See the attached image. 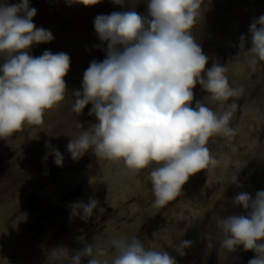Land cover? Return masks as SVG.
Wrapping results in <instances>:
<instances>
[{
	"label": "clouds",
	"instance_id": "9594fccd",
	"mask_svg": "<svg viewBox=\"0 0 264 264\" xmlns=\"http://www.w3.org/2000/svg\"><path fill=\"white\" fill-rule=\"evenodd\" d=\"M64 2L91 7L101 0ZM111 2L123 7L126 0ZM203 5L204 0H147L146 14L130 7L97 15L94 29L106 43L105 59L90 62L81 89L72 93V111L80 115L91 104L88 115L97 122L69 140L71 158L78 161L91 150L134 172L155 165L148 179L158 208L180 196L192 176L219 165L208 147L211 138L231 139L237 131L230 126L236 104L228 101L242 90L230 85L224 65L207 67L209 58L193 36ZM36 15L30 0L0 3V139L42 125L45 113L65 100L70 56L47 50L30 54L33 46L54 40L50 30L33 22ZM249 33L251 62H264V15L253 19ZM247 39L241 35L239 48ZM197 85L207 93L202 100L195 97ZM46 148L44 159L51 155L62 167L60 151L48 142ZM232 183L242 187L238 175ZM232 202L243 211L216 218L220 247L235 252L242 246L255 253L248 264H264V190L240 191ZM98 205L93 198L72 203L70 218L87 222ZM191 245L183 239L175 250L184 256ZM49 255L61 264H82L85 258L87 264H177L170 252L145 247L136 235H113L106 246L84 242L75 252L59 246Z\"/></svg>",
	"mask_w": 264,
	"mask_h": 264
},
{
	"label": "rangeland",
	"instance_id": "374dc122",
	"mask_svg": "<svg viewBox=\"0 0 264 264\" xmlns=\"http://www.w3.org/2000/svg\"><path fill=\"white\" fill-rule=\"evenodd\" d=\"M146 4L147 0H126L122 7L101 0L91 7H69L64 0H30L37 10L33 22L54 35L52 42L33 46L30 54L64 52L71 65L65 77V100L45 113L43 124L0 139V264H61L49 255L51 249L63 246L75 252L84 242L106 246L113 235H136L145 247L170 252L177 264H200L206 250L198 246L204 242L212 245V264H248L255 257L242 246L235 252L220 250L223 234L216 218L243 211L232 202L238 192L254 195L264 190V62L254 64L247 54L249 26L264 15V0H204L203 19L193 36L209 58L207 67L224 65L230 85L242 90L228 101L236 104L230 126L237 131L231 139H210L208 147L219 165L192 176L174 201L159 208L153 205L148 175L155 165L134 172L123 162L97 158L91 150L78 161L67 151L70 139L97 122L88 115L91 104L80 115L72 111V93L81 89L84 71L106 55L94 18L130 7L146 14ZM241 35L248 37L244 48H239ZM194 93L198 100L207 95L199 85ZM46 142L63 155L62 167L51 155L44 159L49 151ZM234 175L242 187L232 183ZM89 198L99 201L93 216L87 222L70 218L69 205L87 203ZM194 229L203 236L185 249L186 255H178L176 245L183 239L192 241ZM82 264H87V258Z\"/></svg>",
	"mask_w": 264,
	"mask_h": 264
},
{
	"label": "flooded vegetation",
	"instance_id": "af4514ba",
	"mask_svg": "<svg viewBox=\"0 0 264 264\" xmlns=\"http://www.w3.org/2000/svg\"><path fill=\"white\" fill-rule=\"evenodd\" d=\"M190 235L193 237V240H192V244H197V242L200 240V238L203 236V234H202V232H201V230L199 229V230H196V229H194V230H192L191 231V233H190ZM194 242V243H193ZM206 246V247H205ZM199 247V250L200 251H203V250H206V252H208V253H206L205 251L203 252V255H204V257H203V259H201L200 258V264H212V254H211V251H212V246L211 247H209L208 246V243H206V242H204V243H202L201 245H199L198 246ZM206 249H205V248ZM220 250H222L223 251V249H220ZM225 251V250H224ZM223 251V252H224ZM209 252H210V254H211V257H209Z\"/></svg>",
	"mask_w": 264,
	"mask_h": 264
}]
</instances>
